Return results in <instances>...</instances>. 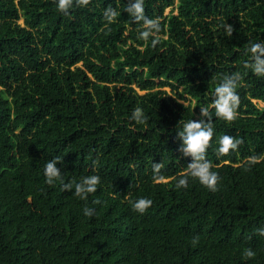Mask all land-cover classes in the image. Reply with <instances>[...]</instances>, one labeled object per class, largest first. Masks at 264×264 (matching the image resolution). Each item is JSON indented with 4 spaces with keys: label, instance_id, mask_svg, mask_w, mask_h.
Returning a JSON list of instances; mask_svg holds the SVG:
<instances>
[{
    "label": "trees",
    "instance_id": "16d2710c",
    "mask_svg": "<svg viewBox=\"0 0 264 264\" xmlns=\"http://www.w3.org/2000/svg\"><path fill=\"white\" fill-rule=\"evenodd\" d=\"M127 2L74 0L64 14L55 0H0V264H264V78L245 54L264 41V0H145L161 23L155 46L139 38ZM109 6L119 13L110 25ZM232 74L237 117L212 110L206 153L217 190L195 180L176 189L191 159L178 122L200 119ZM136 107L144 124L129 119ZM224 135L242 143L221 156ZM56 155L65 182L95 172L97 191L81 200L46 184ZM139 197L153 202L143 214L129 203Z\"/></svg>",
    "mask_w": 264,
    "mask_h": 264
},
{
    "label": "clouds",
    "instance_id": "9594fccd",
    "mask_svg": "<svg viewBox=\"0 0 264 264\" xmlns=\"http://www.w3.org/2000/svg\"><path fill=\"white\" fill-rule=\"evenodd\" d=\"M56 9L60 13L69 14L72 9L74 0H55ZM75 3L82 7L89 4V0H75ZM124 11L129 15L134 24L140 25L139 38L145 41L151 40L152 46H155L158 40V33L161 29L160 19L152 18L145 13V0H128ZM119 15L114 7H107L103 11V19L106 24H111ZM225 34L229 37L233 35L234 27L225 22ZM245 54H250L251 61L247 65L250 70L258 77L264 78V41L251 43L245 50ZM238 74L225 76L222 81L215 86L212 93V102L208 107L200 108V119L179 120L177 138L180 141L179 151L184 157H190L187 164V171L181 173L175 178L174 187L176 189H186L190 180L198 181L200 185L206 187L209 191H216L219 181V174L212 170L211 162L206 158L209 143L213 137L214 128L212 126V110L217 119L225 122H231L237 117L239 107V96L237 94ZM134 124H144L146 116L140 107H136L129 118ZM242 143L241 139H236L229 135L220 137L216 149L218 155L228 154L235 151ZM96 163L95 161L93 162ZM59 165V166H58ZM65 166L63 156L56 155L47 160L43 166L45 183L54 185L57 181L61 183L65 191L71 192L81 200H86L89 194L97 191L98 185L101 184V177L93 172L92 174L80 177L78 181L65 182L63 179ZM162 164L153 162L152 171L154 178L159 176ZM95 203H98L96 201ZM130 206L134 212L143 214L152 205V200L146 197H139L130 201ZM83 214L86 217H92L95 209L85 207ZM260 236H264V228L258 229ZM193 244L198 242V238H193ZM243 257L252 259L256 256V251L251 247H245L242 253Z\"/></svg>",
    "mask_w": 264,
    "mask_h": 264
},
{
    "label": "rangeland",
    "instance_id": "374dc122",
    "mask_svg": "<svg viewBox=\"0 0 264 264\" xmlns=\"http://www.w3.org/2000/svg\"><path fill=\"white\" fill-rule=\"evenodd\" d=\"M171 9H172V7H168V8L166 9V13H169V11H170ZM20 22H21V23L23 22V19H22V18L20 19ZM167 90H170V88L167 87ZM259 105H260V106H263L264 103H263L262 101H259Z\"/></svg>",
    "mask_w": 264,
    "mask_h": 264
}]
</instances>
